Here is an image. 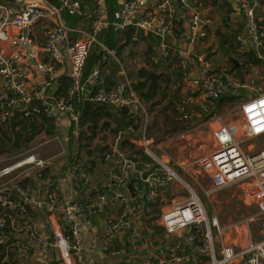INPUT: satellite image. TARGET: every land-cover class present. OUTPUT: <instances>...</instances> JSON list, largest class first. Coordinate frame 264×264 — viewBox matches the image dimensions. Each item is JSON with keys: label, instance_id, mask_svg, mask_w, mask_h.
Here are the masks:
<instances>
[{"label": "built area", "instance_id": "obj_1", "mask_svg": "<svg viewBox=\"0 0 264 264\" xmlns=\"http://www.w3.org/2000/svg\"><path fill=\"white\" fill-rule=\"evenodd\" d=\"M262 2L238 1L245 29L235 40L241 61L254 51L261 65L264 19L257 9ZM68 15L77 19L75 25L68 24ZM211 23L208 10L192 0H123L113 18L108 0L0 3V128L18 116L39 122L46 118L56 128L61 124L79 131L84 127L80 106L87 101L113 106L131 119L127 145L121 134L112 141L100 138L97 158L105 171L100 187L91 194L87 192L93 187L92 176L78 153L57 173L50 172L54 162L38 153L11 158L14 161L0 167V264H93L85 253V233L98 229L99 220L103 229L99 251L120 264H188L196 258L201 259L199 264H264V151L245 150L241 138L264 136V85L251 74L256 66L243 71L240 61L238 73L217 67L206 52L184 53L168 43L177 32L191 42L203 41ZM129 26L157 38L164 60L177 55L179 75L191 87L185 104L211 114L202 124L159 142L138 132L147 114L145 100L116 48L101 44L105 51L101 64L85 77L87 58L100 44V33L107 27L123 31ZM109 60L122 75L111 87L103 73ZM66 66L70 85L58 95L59 71ZM239 91L244 94L233 109L242 118L239 125L210 111V104ZM191 135L194 147H203L209 138L212 149L193 156ZM180 171L196 182L208 178L209 185L198 192ZM55 176L66 183L65 192L56 188ZM30 180L40 181L42 189L31 187ZM235 187L241 189L240 200L257 212L221 228L216 217H209L206 199ZM154 219L177 241L148 251L143 223ZM259 223L263 227L256 233Z\"/></svg>", "mask_w": 264, "mask_h": 264}, {"label": "crops", "instance_id": "obj_2", "mask_svg": "<svg viewBox=\"0 0 264 264\" xmlns=\"http://www.w3.org/2000/svg\"><path fill=\"white\" fill-rule=\"evenodd\" d=\"M122 1L123 0H117L119 6ZM192 2L202 10H208L210 13L212 23L209 26L208 37L203 41L199 40L191 42L187 38H182L179 34H175L168 39L170 47L184 53L190 51L206 52L217 67L222 66L231 69V66L228 63V61H230L229 57H235L239 62L241 61L240 56H236L239 54L236 49L235 40L237 35L241 34L245 29V22L239 9L238 0H192ZM257 15L264 19V0L260 8L257 9ZM137 33L138 34L135 35V37L138 38L137 40H133L132 38V40L123 41V39H121V42L119 43V58L124 63L128 76L135 79L136 82L140 78L139 73L141 70L157 73L159 76L158 85H161L162 87V85L165 84V88H167L163 100L164 102L169 103L166 110H169V108L171 109V106L173 109L178 110L177 107L181 106L182 109L184 107L193 114V109L197 110V108L185 104L191 92L190 85L182 79L176 82L179 79L178 67L180 65V60L177 55L174 54L171 59L164 60L159 52V40L140 30H138ZM102 44L105 45L104 43ZM115 69L116 71L114 72ZM67 72L68 66L62 68L59 71V74L64 76L67 75ZM252 72V75L257 78L258 82L264 85V62L262 65L254 67ZM103 73L104 76L111 74L115 83L122 78V75L117 69L116 63L113 60H109L103 67ZM163 79H165L164 82H162ZM1 85L2 81L0 78V90ZM186 113L189 117L190 113H188V111ZM178 117L179 120L181 119L182 122H184L179 110ZM18 121H21V123L15 124ZM40 123L41 122L37 120H24L21 117H14L5 125H2L0 128V153L12 149L13 146H17L23 138L27 137V132L23 127L28 126L30 127V131H32L33 129H36V126L41 128L42 126ZM124 133L127 135L126 132ZM96 159H98L97 155ZM97 164L98 166L96 170L91 175L93 187L91 191L89 190L87 192L88 194L93 193L97 187H100V183L103 181L105 166L99 162ZM54 179L56 182V188L61 192H65L67 188L66 183L56 176ZM27 183L36 190H41L43 186L40 181H28ZM149 224V221L143 223L144 235L147 238L148 251L155 249L161 250V246L173 244L177 241L175 235L168 234L169 236L167 239H158L156 242L151 243V233L146 228ZM99 226L100 225L97 221L98 229L90 228L85 233L84 248L86 256L93 262V264H120L119 259H113L110 256L101 254L99 251L103 234V229ZM50 262L51 264H59L57 261ZM32 264L39 263L33 262Z\"/></svg>", "mask_w": 264, "mask_h": 264}, {"label": "rangeland", "instance_id": "obj_3", "mask_svg": "<svg viewBox=\"0 0 264 264\" xmlns=\"http://www.w3.org/2000/svg\"><path fill=\"white\" fill-rule=\"evenodd\" d=\"M5 1L6 0H0V3H5ZM101 44L102 43H96L91 50V54L96 49H98L99 56L103 58L105 51L102 50ZM106 46L109 48H114L109 45ZM252 73L253 72H251V74ZM181 79L182 77L179 75V79L176 82ZM164 80L165 79H163L162 82H164ZM132 81H135V79ZM163 85L162 87L159 85L157 89L158 94L154 100L150 102L145 101L144 109L147 114L144 115L145 117L141 120L142 124L139 122L140 125L138 126V132L144 131L149 138L156 142L163 140L165 137L171 134L184 132L189 128H193L202 124L204 122L202 120L205 117V114H203L198 109H193V114L187 110L188 113H190L188 120H186L189 126L186 128H181V126L183 124L185 125V123L180 122L181 119L179 120L178 113L173 111L172 106L171 109L169 108V110H166V107L169 105V103L163 101L167 91V88H165L166 85ZM243 94L244 92L239 91L237 92V95H229L220 102L210 104V111L213 112V114L223 115L230 125H239L242 122V118L240 114L236 113V111L233 109L240 101L241 97L239 95ZM114 116L117 117L116 115ZM124 123V121H121L118 118L111 122L113 127H123ZM86 125H84L82 130L80 129L79 131L73 132L67 128V126H61L60 124V127H54L52 133H47L46 129L44 128L45 130L37 133L30 141H26V138H23L17 146H13L12 149L6 150L4 153H0V167L14 161V159L10 160L11 158L17 157L15 159H18L26 157L31 153H38L41 158L54 162L53 168L50 172L57 173L64 168V166L68 161L71 160L75 153H78V157L82 162H84V164L87 163L90 155L88 154L86 146L95 148V145L99 143L100 138H105V140L112 141L115 140L116 136L120 134L104 132L101 131L100 127H98L95 130V138L91 139L88 138L91 133L87 129ZM45 127H48V125H45ZM124 131L126 132L127 130L125 129ZM209 132L210 131L208 129H204V134L206 136L209 135ZM241 138L243 140V147L245 150H248V147H250L251 152L264 151V136L245 137L244 135H241ZM189 139L192 140L190 142L191 146L189 149L193 156H201L210 151L213 147V144L209 138L206 139L204 146L201 148L194 147L195 143L193 135H191ZM171 154H174L173 151H171ZM98 162L102 164L101 160ZM180 174L198 192H201L202 188H205L209 185L208 178H199L198 182H196L194 178L189 176L187 173L180 171ZM240 192L241 189L239 187H235L223 191L214 199H206L205 203L208 215L211 219L212 217L217 218L219 227L223 228L230 221L238 220L243 216H248L257 212V209L253 205L247 206L243 201L240 200ZM149 223L150 224L146 226V228L151 233V243L156 242L158 239H167L169 235L165 233L163 228L158 225L155 219ZM262 227V223L256 224L254 226V231L258 233Z\"/></svg>", "mask_w": 264, "mask_h": 264}, {"label": "trees", "instance_id": "obj_4", "mask_svg": "<svg viewBox=\"0 0 264 264\" xmlns=\"http://www.w3.org/2000/svg\"><path fill=\"white\" fill-rule=\"evenodd\" d=\"M108 6L110 8L111 11V18L115 17L116 12L119 11V4L117 3V0H108ZM66 20L68 22V24L70 25H75L77 19L73 16L68 15L66 17ZM137 29L133 26H129L127 27L125 30L123 31H119L116 29H113L112 27H107L105 28L99 35L98 40L100 41V43H104L105 45H109L111 47H114L118 50H120V46L119 43L121 42V39H123V41H129L132 40V38L137 35ZM177 34H179V32H177ZM237 49V47H236ZM101 50V49H99ZM92 51H90V54L87 58L86 61V65L84 68V74L85 77H87L91 71L94 69V67H96L97 65L101 64L102 58L99 56L98 53V49H96L92 54ZM239 57V55H236ZM243 64H242V70L243 71H248V67L249 66H259L261 65V61L256 57V54L254 51H248L246 53V55L244 56L243 60H242ZM228 63L231 66V69L237 71L238 73L240 72L239 69H236L234 67V64L231 61H228ZM140 78L135 82V88L138 92H140L141 97L145 100V101H152L156 98L157 96V89L158 88H154V87H149V80L147 79V76L145 74V70H141L140 73ZM106 80H105V84L107 87H111L115 84V82L113 81V77L111 74H108L105 76ZM70 85V80L69 77H67L66 75L61 76L59 78L58 81V85L56 87V93L58 95H64ZM229 96V95H228ZM227 97V96H226ZM225 98V97H224ZM223 98V99H224ZM232 98V97H230ZM222 100V99H221ZM220 100V101H221ZM219 101V102H220ZM80 108L82 109V113H83V120H82V124L83 126L86 125L87 129L90 131L91 135L88 138L94 139L96 136L95 130L100 127L101 131L104 132H108L111 134H117L120 133L123 139V145H127L128 141H127V135L124 133L125 129L127 130L128 125L131 123V119H129L126 116V113L124 111H120L118 109H116L113 106H109V105H105V104H96V103H91V102H84ZM167 109V107H166ZM173 111L178 113L177 109H173ZM187 112V110H186ZM204 114V113H203ZM114 115H116L117 117H115ZM211 114H205V117L202 121H205L206 119L209 118ZM18 117V116H16ZM119 119L121 121H124V126L123 127H113L111 122L115 119ZM24 120H27L26 118H22ZM30 120V119H28ZM31 120H35V119H31ZM188 120V119H187ZM182 122V120L180 121ZM21 121L16 122L15 124H20ZM185 125L183 124L181 126V128H186L189 126V124H187V121H184ZM41 128H38L36 126V129H33L32 131H30V127L25 126L23 127L25 129V131L27 132V137H26V141H30L33 139V137L41 132L42 130L46 129L47 133H52L54 126L51 123V121H49L46 118H43L41 121ZM45 125H48V127H45ZM45 128V129H42ZM41 130V131H40ZM87 150H88V154L90 155L88 158V162L85 163V166L88 169V172L90 175H92L94 173V171L96 170L97 166H98V161L99 159H96V155L99 154V151H95V148H90L88 146ZM101 151V149H100ZM33 181V180H30ZM27 182V181H24ZM205 259V258H203ZM201 259H194L193 261H191L188 264H199Z\"/></svg>", "mask_w": 264, "mask_h": 264}, {"label": "water", "instance_id": "obj_5", "mask_svg": "<svg viewBox=\"0 0 264 264\" xmlns=\"http://www.w3.org/2000/svg\"><path fill=\"white\" fill-rule=\"evenodd\" d=\"M239 1V0H238ZM27 50H28V53H30L31 52V48L28 46L27 47ZM229 59H230V61L234 64V67L236 68V69H240L241 68V63L239 62V60L238 59H236L235 57H229ZM32 63H34V61H32ZM116 71V69L114 70V72ZM145 74H146V76H147V79L149 80V87H154V88H158V79H159V76H158V74L157 73H155V72H153V71H145ZM241 81L243 82L244 81V77H243V75L241 74ZM178 108V110L180 111V113H181V115L182 116H184V110L182 109V107L181 106H178L177 107ZM99 147H100V144L98 143V144H96L95 145V151H98V149H99ZM130 190L132 191V187L130 186ZM132 193H133V191H132ZM108 211V208H106V212ZM106 212H104V213H102V215H101V218L103 219V218H105V216H106ZM100 220L98 221V224L100 225Z\"/></svg>", "mask_w": 264, "mask_h": 264}, {"label": "snow or ice", "instance_id": "obj_6", "mask_svg": "<svg viewBox=\"0 0 264 264\" xmlns=\"http://www.w3.org/2000/svg\"><path fill=\"white\" fill-rule=\"evenodd\" d=\"M249 111H251V109H248Z\"/></svg>", "mask_w": 264, "mask_h": 264}]
</instances>
